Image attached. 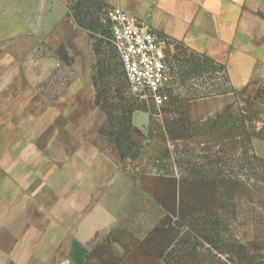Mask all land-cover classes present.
Wrapping results in <instances>:
<instances>
[{"label": "rangeland", "instance_id": "rangeland-1", "mask_svg": "<svg viewBox=\"0 0 264 264\" xmlns=\"http://www.w3.org/2000/svg\"><path fill=\"white\" fill-rule=\"evenodd\" d=\"M108 9L104 0H77L62 33L48 37L43 50L63 61L46 82L47 103L63 110L56 127L67 134L70 125L74 139L109 157L126 178L112 225L92 243L93 260L264 264V160L250 142L251 135L264 137L256 130L264 92L246 101L242 122H192L187 99L228 79L223 68L174 42L172 101L143 106L128 94L106 31Z\"/></svg>", "mask_w": 264, "mask_h": 264}, {"label": "crops", "instance_id": "crops-1", "mask_svg": "<svg viewBox=\"0 0 264 264\" xmlns=\"http://www.w3.org/2000/svg\"><path fill=\"white\" fill-rule=\"evenodd\" d=\"M76 1L0 0V264H97L92 243L123 202L124 174L56 127L63 110L47 103L63 61L43 50ZM104 1L225 66L231 89L188 100L192 122L242 115L264 92V0ZM250 142L264 160V137Z\"/></svg>", "mask_w": 264, "mask_h": 264}, {"label": "built area", "instance_id": "built-area-1", "mask_svg": "<svg viewBox=\"0 0 264 264\" xmlns=\"http://www.w3.org/2000/svg\"><path fill=\"white\" fill-rule=\"evenodd\" d=\"M107 29L129 96L148 108L169 104L173 71L168 57L174 41L118 6L108 10Z\"/></svg>", "mask_w": 264, "mask_h": 264}, {"label": "trees", "instance_id": "trees-1", "mask_svg": "<svg viewBox=\"0 0 264 264\" xmlns=\"http://www.w3.org/2000/svg\"><path fill=\"white\" fill-rule=\"evenodd\" d=\"M106 31H107V33H108V29H107V27H106ZM198 54H201V53H198ZM201 55H202V57L204 58V60H203L204 63H206V64L211 63V64H214V65H218V66H220L221 68H223L224 71H225V66H224V65H222V64H220V63H217L216 61H214L213 59L207 57V56L204 55V54H201ZM203 62H201V58H198V59H197V62H196L195 65H196V66H197V65L200 66V65L203 64ZM225 73H226V71H225ZM226 78L228 79L227 75H226ZM125 84H126V82H125ZM126 87H127V85H126ZM230 89H231V87L229 86L228 83H227V85H226L225 83H220V84H218V87H217L215 90H213V91H200V90H197V89H196V90H195V94H196V96L187 99V101H188V100H191V99H195V98L206 97V96H209V95H211V94H220V93H224V92L229 91ZM171 101H172V100H171ZM240 116H241V115L227 114V115H224V116L217 117V118H215V119L206 120V121H201V122H196V123L213 122L214 124H218V123H220V122H222V121H227V120H234L235 123H238V122H242V121H243V120H242V117H240ZM252 136H253V135H251V137H252ZM251 137H250V140H251ZM255 155H256V154H255Z\"/></svg>", "mask_w": 264, "mask_h": 264}, {"label": "water", "instance_id": "water-1", "mask_svg": "<svg viewBox=\"0 0 264 264\" xmlns=\"http://www.w3.org/2000/svg\"><path fill=\"white\" fill-rule=\"evenodd\" d=\"M177 225H182V223H181V222H179V221H177Z\"/></svg>", "mask_w": 264, "mask_h": 264}]
</instances>
